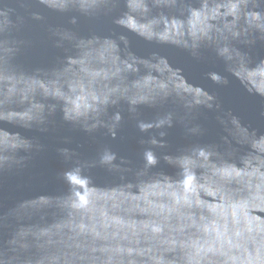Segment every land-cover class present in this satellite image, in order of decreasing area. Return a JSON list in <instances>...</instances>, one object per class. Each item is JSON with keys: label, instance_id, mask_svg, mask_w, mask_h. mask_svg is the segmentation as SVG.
I'll return each instance as SVG.
<instances>
[{"label": "water", "instance_id": "1", "mask_svg": "<svg viewBox=\"0 0 264 264\" xmlns=\"http://www.w3.org/2000/svg\"><path fill=\"white\" fill-rule=\"evenodd\" d=\"M0 264H264V0H0Z\"/></svg>", "mask_w": 264, "mask_h": 264}]
</instances>
